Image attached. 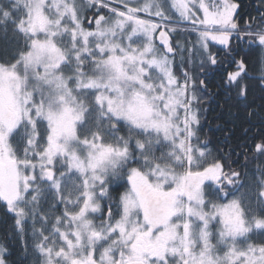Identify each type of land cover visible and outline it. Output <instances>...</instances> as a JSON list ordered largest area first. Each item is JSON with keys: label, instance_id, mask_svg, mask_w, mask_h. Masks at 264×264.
<instances>
[{"label": "snow or ice", "instance_id": "1", "mask_svg": "<svg viewBox=\"0 0 264 264\" xmlns=\"http://www.w3.org/2000/svg\"><path fill=\"white\" fill-rule=\"evenodd\" d=\"M0 206V264H264V0H0Z\"/></svg>", "mask_w": 264, "mask_h": 264}, {"label": "trees", "instance_id": "2", "mask_svg": "<svg viewBox=\"0 0 264 264\" xmlns=\"http://www.w3.org/2000/svg\"><path fill=\"white\" fill-rule=\"evenodd\" d=\"M211 131H215V129L213 128ZM217 135H219V133H216ZM0 216H1V221H0V237H3V235L5 234V232L7 231L8 226L10 225L11 221L7 220L4 216V212H3V208L2 206H0ZM259 240V237H257V241ZM9 245L12 249V259L16 260L19 254V245L13 240V239H9Z\"/></svg>", "mask_w": 264, "mask_h": 264}, {"label": "rangeland", "instance_id": "3", "mask_svg": "<svg viewBox=\"0 0 264 264\" xmlns=\"http://www.w3.org/2000/svg\"><path fill=\"white\" fill-rule=\"evenodd\" d=\"M184 35H185V36H187V35H188V33H185ZM194 38H195V37L193 36V37H192V39H194ZM0 218H1V216H0ZM0 221H1V219H0Z\"/></svg>", "mask_w": 264, "mask_h": 264}]
</instances>
